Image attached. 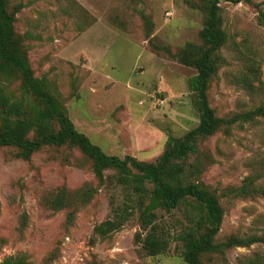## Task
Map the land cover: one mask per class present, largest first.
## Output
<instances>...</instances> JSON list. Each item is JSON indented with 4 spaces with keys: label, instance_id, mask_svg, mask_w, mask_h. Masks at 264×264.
<instances>
[{
    "label": "rangeland",
    "instance_id": "374dc122",
    "mask_svg": "<svg viewBox=\"0 0 264 264\" xmlns=\"http://www.w3.org/2000/svg\"><path fill=\"white\" fill-rule=\"evenodd\" d=\"M189 1L7 0V9L19 6L14 29L33 74L46 79L76 129L108 155L156 162L169 137L181 138L199 121L188 86L195 70L178 59L186 44L202 43L205 12ZM251 2H220L226 43L208 90L218 116L264 101V87L250 91L240 81L254 59L264 83L256 6L264 11V0ZM7 85L21 92L19 79ZM15 153L0 149V262L23 256L31 264H186L175 241L188 225L186 206L159 214L169 243L151 256L138 241L144 235L138 212L103 237L94 231L129 197L112 171L98 181L90 161L70 145L44 146L28 161ZM184 163L198 168L194 181L223 210L216 243L264 235V118L198 137ZM246 180L254 192L237 194ZM60 194L63 204L54 208L51 199ZM202 261L264 264V244L223 248Z\"/></svg>",
    "mask_w": 264,
    "mask_h": 264
},
{
    "label": "trees",
    "instance_id": "16d2710c",
    "mask_svg": "<svg viewBox=\"0 0 264 264\" xmlns=\"http://www.w3.org/2000/svg\"><path fill=\"white\" fill-rule=\"evenodd\" d=\"M221 1L252 3L251 0H190L188 4L191 7L198 8L196 2H199L205 12L199 32L202 43L186 44L178 56L183 65L195 70V74L188 78V86L193 93L198 124L181 138L169 137L156 162H146L129 155L123 158L108 155L76 129L46 79L33 74L23 37L16 34L14 29L15 13L19 6L8 10L7 0H0V149L12 147L18 158L28 161L44 146L70 145L90 161L92 173L98 181H103L105 171H112L117 184L124 188L129 197L94 231L103 237L119 229L138 212L139 225L144 232L138 241L148 255L163 253L168 247L169 234L159 223V214L171 213L183 206H186L184 212L188 225L175 235V241L181 245V257L186 264H207L202 261V256L219 253L223 248L247 246L254 242L264 244V235L215 242L223 210L217 196L194 181L198 168L194 164H189L187 168L184 163L188 155L196 151L198 137L210 136L218 131L228 133L232 126H241L257 117L264 118V101L246 111L225 116H218L210 105L209 84L221 62L219 51L226 43L220 14ZM256 6L257 22L264 27V11L259 4ZM260 74L253 59L241 74L240 81L250 91L261 89L264 83ZM15 78L20 80L19 94L7 88V84ZM251 183L252 180L244 181L236 190L237 194L253 193L254 189L249 188ZM62 198L60 194L51 199L54 208L62 206ZM0 264L31 263L23 256H7Z\"/></svg>",
    "mask_w": 264,
    "mask_h": 264
}]
</instances>
